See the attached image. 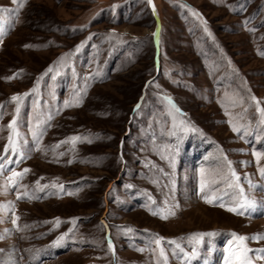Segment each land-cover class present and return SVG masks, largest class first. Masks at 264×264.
I'll return each mask as SVG.
<instances>
[{
    "label": "rangeland",
    "instance_id": "rangeland-1",
    "mask_svg": "<svg viewBox=\"0 0 264 264\" xmlns=\"http://www.w3.org/2000/svg\"><path fill=\"white\" fill-rule=\"evenodd\" d=\"M0 23V264H230L264 235V0H0Z\"/></svg>",
    "mask_w": 264,
    "mask_h": 264
},
{
    "label": "snow or ice",
    "instance_id": "snow-or-ice-1",
    "mask_svg": "<svg viewBox=\"0 0 264 264\" xmlns=\"http://www.w3.org/2000/svg\"><path fill=\"white\" fill-rule=\"evenodd\" d=\"M13 3L19 4L20 6L23 5V0H13ZM4 32V26L3 23H0V35H2ZM158 35V33H154L153 34ZM77 51H79V46L77 48ZM49 71H51V69H49ZM28 95V93L22 94V95H13L10 99L11 101H14L17 103V111H19V105L20 103L23 101L24 97ZM79 100L77 101V106H78ZM65 106H70L68 104H66ZM3 108V105H0V109ZM262 112V114H264V110L258 109ZM49 119H51V117H49ZM17 121L14 118L8 125V127L10 129L13 130V132H15V125H16ZM233 131H240L239 127L233 126ZM18 136V134H17ZM79 139L78 137H73L72 140L75 141ZM19 150V144L17 142L16 139L13 138V136H9V141L8 144L5 145L4 147V151L5 153H7L8 151H12V152H17ZM259 157V154H256ZM230 163V162H229ZM4 167L3 164H0V169H2ZM29 171V169H24L23 172L21 173H16L13 172L12 177H9V180L11 181V185L14 186L16 181L15 179H13L14 177H22L25 173H27ZM259 172L261 174V176H264V168H260ZM231 176L235 179L238 180L239 178L236 177L235 172H231ZM231 186V185H230ZM206 187V183L202 182V189ZM235 187H239L238 184L235 185ZM240 195V199L234 201V206L231 207H227V210L230 212H234L236 214L239 215H244L246 213L247 209H251L254 207L255 202L252 201L251 199H249L247 196H245V194L243 193V190L240 191L239 193ZM220 197H218L216 194H212L210 196H205L204 199L207 203H214L216 202ZM221 207H225L224 204L220 205ZM168 215H174L173 212H169ZM163 219H167V215H162ZM16 221L13 220V224H15ZM73 223L75 224V220L73 221ZM59 224V220L57 219V225ZM71 231V230H70ZM129 231H131V229H129ZM66 235V234H65ZM216 235V233L214 232H209V233H195L192 234L190 239L193 241H196L197 243L201 242L202 238L205 236L211 237ZM232 236L234 238V241H238L239 242V246L237 249H233L230 250V254L228 257V261L230 262V264H252L250 258H249V253L252 251H259L261 253H264V249H259V250H253V249H248L247 247L244 246L243 242L248 240V239H264V235H257L254 237H246V236H240L236 233H232ZM64 240V236H61L60 238L57 239V241L53 242V246H60V244L63 242ZM163 238L162 237H158L156 239V244L159 246L162 242ZM109 247L111 248V244L109 245ZM177 247L179 248L180 246L177 245ZM160 254L161 257L164 256V252L163 249L161 248L160 250ZM234 258V259H233ZM165 264H166V260H165Z\"/></svg>",
    "mask_w": 264,
    "mask_h": 264
}]
</instances>
